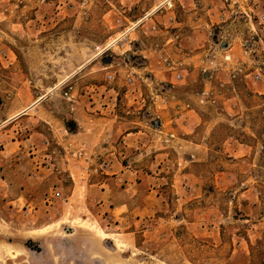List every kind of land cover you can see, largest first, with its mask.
<instances>
[{
  "label": "rangeland",
  "instance_id": "obj_1",
  "mask_svg": "<svg viewBox=\"0 0 264 264\" xmlns=\"http://www.w3.org/2000/svg\"><path fill=\"white\" fill-rule=\"evenodd\" d=\"M262 13L264 0H0V176L30 156L69 163L103 103L125 114L137 87L151 103L167 86L193 103L206 91L218 123L187 203L171 194L152 216L111 219L68 179L18 203L0 185V264H264V78L250 77L264 74Z\"/></svg>",
  "mask_w": 264,
  "mask_h": 264
},
{
  "label": "crops",
  "instance_id": "obj_2",
  "mask_svg": "<svg viewBox=\"0 0 264 264\" xmlns=\"http://www.w3.org/2000/svg\"><path fill=\"white\" fill-rule=\"evenodd\" d=\"M229 56L233 62L234 56ZM256 87L263 94L264 86ZM180 92L177 86H167L165 91L152 93L151 103L142 99L139 87L129 89L125 114L117 115L113 105L104 102V117L92 116L90 120L86 145L72 142L84 151L67 158L69 163L61 160L57 169L47 170L36 167L38 158L30 156L28 167L17 168L7 176L1 174L0 185L16 189L13 203H18L28 196L26 191L65 185L68 179L74 189H85L86 200L96 202L100 213L105 212L111 219L125 213L141 217L158 214L171 194L173 203L186 202L180 192L193 187L184 185V178L190 177L185 175L210 155L211 133L218 123L204 113L209 100L206 91L199 94L196 103L181 100ZM164 95H169L171 101ZM97 96H93L94 112L100 107ZM237 144L232 145V156L238 158L243 149ZM56 190L54 198L61 197L60 189ZM73 197L74 192L68 199ZM41 203L36 206L40 208Z\"/></svg>",
  "mask_w": 264,
  "mask_h": 264
},
{
  "label": "built area",
  "instance_id": "obj_3",
  "mask_svg": "<svg viewBox=\"0 0 264 264\" xmlns=\"http://www.w3.org/2000/svg\"><path fill=\"white\" fill-rule=\"evenodd\" d=\"M259 26L261 27L260 28V33L264 36V13H262L261 16L259 17ZM157 29H158L157 26L152 27V30L153 31H157ZM258 36H259V33L256 34V37H258ZM251 46H252L251 44H248V43L246 44V47L248 49ZM108 50H109V46L108 45L105 46V47H103V46L97 47V51H99L101 53H105ZM240 73H242V70L241 69H239L238 71H235L233 73V78H236V76L239 75ZM250 77L253 78V81L254 82L259 83L264 78V74L257 71V72L251 73L250 74ZM180 79H181V76H178V80H180ZM114 80H115L114 75H112V74H108L107 75V82L113 83ZM132 84H133V79L132 78H129L128 79V85H132ZM58 197H60V196H58Z\"/></svg>",
  "mask_w": 264,
  "mask_h": 264
},
{
  "label": "water",
  "instance_id": "obj_4",
  "mask_svg": "<svg viewBox=\"0 0 264 264\" xmlns=\"http://www.w3.org/2000/svg\"><path fill=\"white\" fill-rule=\"evenodd\" d=\"M223 46H224V47H227V45H226V44H223Z\"/></svg>",
  "mask_w": 264,
  "mask_h": 264
},
{
  "label": "bare ground",
  "instance_id": "obj_5",
  "mask_svg": "<svg viewBox=\"0 0 264 264\" xmlns=\"http://www.w3.org/2000/svg\"><path fill=\"white\" fill-rule=\"evenodd\" d=\"M155 12H156V10H155ZM42 100V99H41ZM23 114V113H22ZM102 234V233H101ZM104 235V234H103ZM122 246V245H121ZM120 247V246H119Z\"/></svg>",
  "mask_w": 264,
  "mask_h": 264
}]
</instances>
